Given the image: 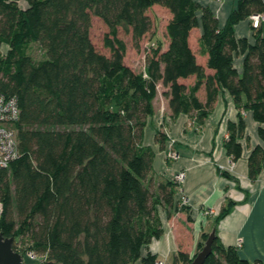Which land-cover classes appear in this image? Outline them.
Returning <instances> with one entry per match:
<instances>
[{
    "label": "trees",
    "instance_id": "obj_1",
    "mask_svg": "<svg viewBox=\"0 0 264 264\" xmlns=\"http://www.w3.org/2000/svg\"><path fill=\"white\" fill-rule=\"evenodd\" d=\"M153 6L170 15L165 42L145 50L143 69L136 71L124 61L119 27L130 32L139 49L152 29L148 10ZM253 14H264V0H238L223 27L194 0H0V91L15 97L19 109L14 124L19 156L0 170V234L13 239V250L32 251L40 257L36 264H134L139 259L155 264V254L141 252L163 233L158 206L168 217L187 210L174 200L173 180L154 179V152L143 145L158 86L167 88L162 95L170 118L185 114L198 129L226 90L238 119L228 122L223 146L236 162L243 151L242 111H251L264 124L262 22L251 27L253 42L236 37L234 30ZM93 15L107 27L109 55L91 41ZM196 28L201 29L198 54L206 56L205 66L189 43ZM31 44L42 51L41 59L30 53ZM239 56L241 72L234 64ZM191 76V85L179 81ZM258 136L264 143V127L259 126ZM155 139L164 149L166 135L158 132ZM263 163L259 144L247 158L251 180ZM207 235L200 236L205 240ZM202 245L199 240L198 249ZM174 262L188 264L190 257L179 250ZM203 264L250 263L216 233Z\"/></svg>",
    "mask_w": 264,
    "mask_h": 264
},
{
    "label": "crops",
    "instance_id": "obj_2",
    "mask_svg": "<svg viewBox=\"0 0 264 264\" xmlns=\"http://www.w3.org/2000/svg\"><path fill=\"white\" fill-rule=\"evenodd\" d=\"M194 1L208 7L217 17L219 27H223L238 0ZM234 30L236 37L254 41L250 18L239 21ZM261 31L264 34V21ZM200 33V28L194 29L189 43L196 52L197 61L205 66L206 56L198 54L197 39ZM234 64L241 72L242 57H236ZM206 72L212 73L209 69ZM179 81L191 85L195 78L191 76ZM165 90L167 88H161V91ZM198 96L204 100V89H200ZM153 104L154 113L147 118L143 132V145L154 152L152 176L155 180L163 178L171 181L176 172L184 171L185 179L181 190L188 198V205L187 210L175 211L171 217L158 206L163 233L159 239H153L142 249V256L151 252L162 264H167L171 259L173 264H180L174 262V255L179 250L188 255L193 254L201 233L207 231L209 234L208 229L215 228L220 241L226 246L236 247L240 257L250 264H264V163L255 180L249 178L247 168L251 150L259 144L264 146L258 136V128L264 127V124L256 122L251 111H242L245 131L239 141L243 151L241 157L231 163L223 142L228 135L227 124L229 121H237L238 110L226 90H221L213 111L200 129L191 126V121L185 114H179L172 120L165 97L163 110H160L156 98ZM158 132H163L167 137L164 149H160L155 139ZM170 142H173L178 153L175 160H168L165 156ZM221 171L227 172L230 178L221 175ZM178 199L179 192L176 190L174 200ZM229 203L228 214L215 223L220 210ZM206 210H212L213 213H205ZM134 264L142 262L139 259Z\"/></svg>",
    "mask_w": 264,
    "mask_h": 264
},
{
    "label": "rangeland",
    "instance_id": "obj_3",
    "mask_svg": "<svg viewBox=\"0 0 264 264\" xmlns=\"http://www.w3.org/2000/svg\"><path fill=\"white\" fill-rule=\"evenodd\" d=\"M148 14L152 20V29L143 37V39L140 42V48L136 49L133 47V42L131 39V34L130 32L124 30L122 27H119L118 31V37L122 39L125 44H126V53H125V58L124 61L125 63L133 68L136 71H140L143 69L144 65V52L145 50H148V48L152 45L158 44V42H165V33H164V28L165 24L169 18V13L164 9L159 6H153L148 10ZM107 33V27L103 23L101 19H99L96 16L91 17V27H90V38L91 41L94 45V47L101 53L105 55H109V49L104 46V37ZM3 52L6 50V47H3ZM30 53L36 58V59H41L44 55L42 54V51L38 48L36 44H31ZM161 85L158 86V94L155 97L156 101L160 105V110L162 109V103H163V95L161 91ZM161 92V93H160ZM162 96H161V95ZM210 230L209 233L211 232L212 229ZM208 236V235H207ZM205 237V240L207 238ZM202 240L203 245L205 240L199 237L198 241ZM198 241L196 242L195 246V251L193 254L189 255L190 261L195 257V255L202 249L203 245L198 249ZM19 249L17 250L18 253H20L23 257L24 264H36L37 261L35 259H32L28 255V251H24L23 248L18 247ZM167 264H173L172 259L169 260ZM253 264V263H252Z\"/></svg>",
    "mask_w": 264,
    "mask_h": 264
},
{
    "label": "built area",
    "instance_id": "obj_4",
    "mask_svg": "<svg viewBox=\"0 0 264 264\" xmlns=\"http://www.w3.org/2000/svg\"><path fill=\"white\" fill-rule=\"evenodd\" d=\"M264 21V14H253L250 16L251 27L256 28ZM1 82V75H0ZM19 119V109L15 97H7L0 91V170L7 168L11 161L15 160L19 156L16 131L14 124ZM191 126L198 129L197 125L190 122ZM166 158L168 160H175L178 157V153L174 148L173 142L169 143V147L166 151ZM232 163V161H231ZM185 179V172L178 171L173 175L172 180L177 184V191L179 192L178 206L184 207L188 205V198L183 194L181 190L182 183ZM2 212V203L0 202V219ZM205 213H213L212 210H206ZM240 241L238 245H240ZM28 255L35 260H40V257L36 256L32 251L28 252ZM155 264H162L161 261H157ZM255 264H260L256 262Z\"/></svg>",
    "mask_w": 264,
    "mask_h": 264
},
{
    "label": "water",
    "instance_id": "obj_5",
    "mask_svg": "<svg viewBox=\"0 0 264 264\" xmlns=\"http://www.w3.org/2000/svg\"><path fill=\"white\" fill-rule=\"evenodd\" d=\"M216 235L215 228H212L208 234L202 249L188 264H203L205 259L211 253V246ZM13 239L4 237L0 234V264H24L23 257L20 253L12 248Z\"/></svg>",
    "mask_w": 264,
    "mask_h": 264
}]
</instances>
